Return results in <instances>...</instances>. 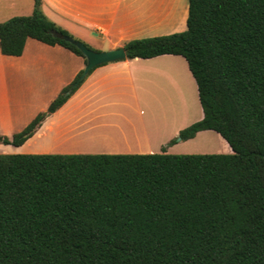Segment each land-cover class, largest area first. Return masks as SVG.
<instances>
[{
  "label": "trees",
  "instance_id": "trees-1",
  "mask_svg": "<svg viewBox=\"0 0 264 264\" xmlns=\"http://www.w3.org/2000/svg\"><path fill=\"white\" fill-rule=\"evenodd\" d=\"M53 32L79 40L34 0L0 22V51L21 56L34 39L87 63ZM123 48L184 57L203 117L179 135L214 131L231 152L0 153V264H264V0H189L185 31ZM95 69L0 143L23 145Z\"/></svg>",
  "mask_w": 264,
  "mask_h": 264
},
{
  "label": "crops",
  "instance_id": "crops-1",
  "mask_svg": "<svg viewBox=\"0 0 264 264\" xmlns=\"http://www.w3.org/2000/svg\"><path fill=\"white\" fill-rule=\"evenodd\" d=\"M12 3L13 6L20 3L22 10L13 16L33 12L34 0ZM42 8L47 17L77 39L92 48L107 45L111 50L132 40L185 31L189 0H42ZM173 65L178 67L177 71H171ZM84 67V59L70 50L34 39L27 40L21 56H8L0 51V101L9 108L0 118V135L12 137L38 114L47 112L50 103ZM150 73L175 89L184 83L190 86L192 81L196 85L187 61L178 55L126 58L103 64L96 67L59 110L48 113L29 140L19 147L0 143V153H156L152 149H135L137 145L141 147V142L135 147L122 148L113 136L119 128L122 107L130 106L135 112L141 110L138 89L152 82ZM126 90L132 91V97ZM124 117L133 121L127 114ZM131 124L136 130L135 122ZM178 133L179 130L173 135ZM220 138L224 146L221 153H230V147ZM92 145L103 149H89Z\"/></svg>",
  "mask_w": 264,
  "mask_h": 264
},
{
  "label": "rangeland",
  "instance_id": "rangeland-1",
  "mask_svg": "<svg viewBox=\"0 0 264 264\" xmlns=\"http://www.w3.org/2000/svg\"><path fill=\"white\" fill-rule=\"evenodd\" d=\"M13 1L18 0H0V22H5L12 18L13 15L22 13V10L19 8L20 3L13 6ZM93 50L108 51L109 49H107V45H104L101 49L93 48ZM183 62L185 64L184 60ZM170 69L171 71H177L178 67L173 65ZM149 80L152 82L143 86V89H138L139 97L142 99L141 110L139 112L132 111L130 106L121 108L119 128L113 133L116 142L119 144L121 143L120 147H135L141 142V147L139 148L138 146L140 145H137L135 149H142L145 151L152 149L156 153H161L163 149L170 154L195 155L218 154L223 151V141L214 131L201 132L193 139L186 141L181 139L179 133L173 135L175 131H181L191 126L193 123L199 121L201 117L202 109L199 102L197 87L193 81L190 86L184 83V85H178V89H175L167 82L155 78L153 73L149 74ZM1 91L2 86L0 84V92ZM126 93L128 96L132 97L131 90H126ZM8 111V106L0 101V118L4 117ZM124 114H127L133 121L131 122L128 117H124ZM133 122H135V129L137 131L133 129L131 124ZM173 140L176 142L169 145ZM89 149L98 150L103 148L101 146L93 147L92 145L89 146Z\"/></svg>",
  "mask_w": 264,
  "mask_h": 264
},
{
  "label": "water",
  "instance_id": "water-1",
  "mask_svg": "<svg viewBox=\"0 0 264 264\" xmlns=\"http://www.w3.org/2000/svg\"><path fill=\"white\" fill-rule=\"evenodd\" d=\"M53 35L57 38H61L67 42L72 43L76 47H78L83 55L85 56L87 63L83 69V73L73 85L77 87L79 83L96 67L101 66L103 64L124 60L127 58L126 51L123 47L111 49L108 51H96L90 49L84 42L76 40L70 36L62 35L58 32H53ZM49 115V114H47Z\"/></svg>",
  "mask_w": 264,
  "mask_h": 264
}]
</instances>
